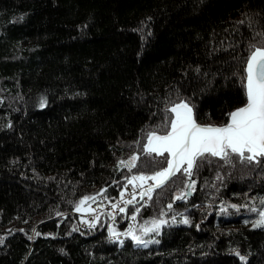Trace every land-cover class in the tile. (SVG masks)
<instances>
[{
    "label": "trees",
    "instance_id": "trees-1",
    "mask_svg": "<svg viewBox=\"0 0 264 264\" xmlns=\"http://www.w3.org/2000/svg\"><path fill=\"white\" fill-rule=\"evenodd\" d=\"M255 47L264 0H0V264H264V163L237 154H205L192 195L176 198L181 170L111 225L83 230L75 210L167 166L146 147L166 104L190 98L198 123H226ZM161 212L159 243L110 239Z\"/></svg>",
    "mask_w": 264,
    "mask_h": 264
},
{
    "label": "snow or ice",
    "instance_id": "snow-or-ice-1",
    "mask_svg": "<svg viewBox=\"0 0 264 264\" xmlns=\"http://www.w3.org/2000/svg\"><path fill=\"white\" fill-rule=\"evenodd\" d=\"M197 70L199 71V69ZM242 83L245 86L246 102L230 111L227 114L230 119L221 125L198 123L194 115V104L190 98L178 99L165 105L166 109L170 107L174 115L165 116L162 121L164 127L162 133L153 131L148 135L146 147L151 152H167L170 157L167 159L166 167L151 173V179L155 180L156 184L150 186L146 190L147 193L150 194L154 187L160 186L170 176L181 172V170L189 177V180L185 182V187L192 189L195 184V180L191 179L195 174L193 169H198L200 164L209 159V156L205 154L222 157L226 161L231 159L232 154H237L241 160L247 159L264 163V159H262L264 158V47H255L250 52L246 63V78H242ZM46 102V98L41 96L39 106L44 107ZM8 126H11L10 123ZM197 158H199V162ZM134 159L132 157L130 161L134 163ZM119 163L123 164L124 162L120 161ZM147 178L148 176L144 172H140L138 177H132L130 182L135 183L136 179L143 182ZM176 198L186 199L187 195L183 189H178ZM87 199H89L88 196L82 197L77 202L75 210L94 211L90 207H82ZM117 206L113 205V207ZM168 207H171V203ZM232 207L238 208L239 206L233 204ZM120 211L124 212L126 209L121 207ZM138 212L137 208L131 214L136 216ZM57 215H61V213H57ZM150 220L151 223L145 221L142 225V234L138 235L131 225L124 234L138 246L147 247L149 243H159L156 236L161 233L162 226L167 223V220L164 219L163 212L160 213V218L151 217ZM172 221L176 223L175 217H172ZM94 222L90 220L89 224ZM183 222L191 223L188 216H184ZM247 222L245 221V223ZM252 226H264V209L258 212ZM196 227L199 225L197 224ZM109 231L111 239L117 240L120 244L124 243L120 239L119 230L110 228ZM147 233H155V235L144 239L143 235ZM45 235H52V233H45ZM0 243H3L2 238H0ZM236 255L240 256L241 260L246 259L239 251H236Z\"/></svg>",
    "mask_w": 264,
    "mask_h": 264
},
{
    "label": "built area",
    "instance_id": "built-area-1",
    "mask_svg": "<svg viewBox=\"0 0 264 264\" xmlns=\"http://www.w3.org/2000/svg\"><path fill=\"white\" fill-rule=\"evenodd\" d=\"M153 183L154 182L152 181L151 184L153 185ZM144 189H145V183L125 182L123 184L122 191L120 192L118 198L115 201L108 200L106 196L102 194L100 198H97V200L93 202L92 208L94 209V211H92L89 214L84 215V218L81 221V228L83 230H88V229L97 227L96 218L102 212H105V214L109 215L108 225L115 223L117 218L125 213V211L121 212L120 208L123 207L127 209L129 205L132 203V200L135 199L139 194L143 193ZM147 201H148V198H145L144 196L142 204H145ZM113 205H118V206L113 207ZM90 220L95 221V222L93 224H89ZM130 225L134 227L136 225V219L132 218V221L130 222L129 226ZM125 236L126 235L124 234V232H120V239H123ZM109 237H111V233ZM111 240H114V239H111Z\"/></svg>",
    "mask_w": 264,
    "mask_h": 264
},
{
    "label": "rangeland",
    "instance_id": "rangeland-1",
    "mask_svg": "<svg viewBox=\"0 0 264 264\" xmlns=\"http://www.w3.org/2000/svg\"><path fill=\"white\" fill-rule=\"evenodd\" d=\"M220 125V124H219ZM176 174V173H175ZM175 174H174V176H175ZM173 176V177H174ZM134 177V176H133ZM173 177H172V179H173ZM171 179V180H172ZM170 180V181H171ZM152 181L154 182L153 183V185H155L156 184V181L155 180H153V179H148L146 182H145V189H144V191H143V193H144V196H145V198H148L149 197V193H147V189L150 187V186H153L151 183H152ZM188 189V188H187ZM189 190H191V189H189ZM152 191H154V188H153V190ZM184 191H185V189H184ZM103 191H101L97 196H99V195H101V193H102ZM189 192H191V191H185V193L187 194V193H189ZM143 193H141V194H139L135 199H133L132 200V203H137L140 199H141V197L142 198H144L142 195H143ZM97 196H95V197H97ZM177 196V195H176ZM95 197H91V198H89V199H87V200H85V202H84V205H82V207H90L91 209H93L92 208V205H93V202L95 201V200H97V199H94L93 200V198H95ZM143 201V200H142ZM142 204V203H141ZM141 209L139 206H137L136 207V209ZM136 209H134V210H136ZM79 212V215H80V218L83 220V218H84V215H86V214H89V213H91L92 211H83V212H81V211H78ZM105 215V212H102V213H100L99 215H98V220H96V225L99 223V220H100V218L102 217V215ZM137 215V214H136ZM133 219H136V222H137V225H135L133 228H134V230L136 231V233L139 235V232H141L143 229L141 228V229H139L138 228V221H137V218H133Z\"/></svg>",
    "mask_w": 264,
    "mask_h": 264
},
{
    "label": "water",
    "instance_id": "water-1",
    "mask_svg": "<svg viewBox=\"0 0 264 264\" xmlns=\"http://www.w3.org/2000/svg\"><path fill=\"white\" fill-rule=\"evenodd\" d=\"M229 119H230V117H229ZM229 119H228V120H229ZM212 125H219V124H212ZM220 125H221V124H220ZM173 176H174V175L170 176V177H169L166 181H164V183H162L160 186L167 184V183L172 179ZM160 186H158V187H160ZM158 187H154V189H156V188H158ZM187 190L190 191L189 189H187ZM190 195H192V192L187 193V196H190ZM142 196L144 197V194H143ZM142 200H143V198L141 197V199L137 202V204H141V203H142Z\"/></svg>",
    "mask_w": 264,
    "mask_h": 264
}]
</instances>
